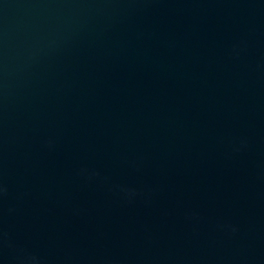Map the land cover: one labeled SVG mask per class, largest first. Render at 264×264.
I'll return each instance as SVG.
<instances>
[{"label": "water", "instance_id": "obj_1", "mask_svg": "<svg viewBox=\"0 0 264 264\" xmlns=\"http://www.w3.org/2000/svg\"><path fill=\"white\" fill-rule=\"evenodd\" d=\"M0 264H264V0H0Z\"/></svg>", "mask_w": 264, "mask_h": 264}]
</instances>
